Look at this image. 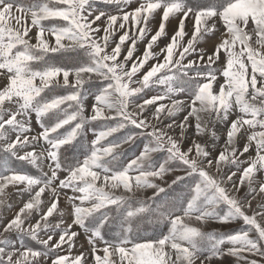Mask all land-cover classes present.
Returning a JSON list of instances; mask_svg holds the SVG:
<instances>
[{"label": "snow or ice", "instance_id": "6c2138e0", "mask_svg": "<svg viewBox=\"0 0 264 264\" xmlns=\"http://www.w3.org/2000/svg\"><path fill=\"white\" fill-rule=\"evenodd\" d=\"M225 257L264 264V0H0V264Z\"/></svg>", "mask_w": 264, "mask_h": 264}, {"label": "rangeland", "instance_id": "374dc122", "mask_svg": "<svg viewBox=\"0 0 264 264\" xmlns=\"http://www.w3.org/2000/svg\"><path fill=\"white\" fill-rule=\"evenodd\" d=\"M133 5H135V0H133ZM97 7H103V5L102 4H97ZM158 23H159V18L157 17L156 20L153 22V27L154 28L158 27ZM177 26H178V19H170V21L168 23V26H167L168 33L171 34L177 28ZM190 27H191V23L186 21V28H190ZM221 31H223V29H221ZM218 37H219V33H216L215 36H211L210 39H208V41L206 43L201 45V47H204L206 49H210L212 47V44L218 39ZM166 42H167V38L162 39L161 42H160L161 46H163V44L166 43ZM144 46H145V43L144 42H140L138 44L137 51L138 52L143 51ZM54 60H55V57H54ZM162 88H163V86H160V89H157V90H154V91H149L148 95L149 96L154 95V94H156V91L162 90ZM179 98L187 99V95H181ZM92 103H93V97L89 96L88 99L85 101V104H86V106H90ZM86 114H88V113H86ZM185 114L186 113H180L179 116H178V119H182ZM32 122H33L34 129L39 130L34 115H33V121ZM225 129H226V125L225 124H218L217 125V131L220 134V139L218 141V144H223V142H224ZM188 135H189L190 138L193 137L194 136V130L190 129ZM91 139H93V137H92L91 134H89L88 140H91ZM146 142L147 141L143 140V139L141 141H139L135 146H133L131 149L127 150L128 155L132 156L134 154H139V151H141L142 148H143V144L146 143ZM67 155L69 157H71L73 155H77L78 156L79 155V149L78 148H77V150H71L70 149L68 151ZM164 155H165L164 153H158V154H156L155 159L162 160L164 158ZM12 166L15 167L17 165H16L15 162H13ZM45 170H47V169H45ZM31 171H32L33 174H38L35 169H31ZM166 179L168 181H170L172 179V176L169 175L168 177H166ZM183 191H184L183 187H176L174 192H170L169 193V197L170 198L171 197H175V196L181 194ZM141 195L143 197H145V198L146 197H150L152 195V190L148 189V190L144 191ZM25 199H26V197H25ZM20 201H21V197H19L18 195L15 194V192H13L12 195H11V199H10V203L13 205V207H12V209L10 211H6L5 212V217L6 218H10L12 216V214L15 211L18 210V208L20 206ZM241 226H242V221H237V222H233V223H230V224H221V223H217V222H209L207 225L204 226V230L205 231H209V232H211L213 230H218V231H220L222 233H230V232H233V231L239 229ZM167 228H168V226L166 224L160 225L159 227L146 225L144 230L147 233L151 234L152 232L159 233V231H161V230L166 232ZM77 230L80 231L79 229H77ZM85 239H86L85 235L83 234V232H81V235H80V238H79L80 243H85ZM27 243H29L33 247H39V245L37 244L36 241H27ZM85 248H87V244L86 243H85ZM215 264H234V258L225 257L223 261H216Z\"/></svg>", "mask_w": 264, "mask_h": 264}]
</instances>
